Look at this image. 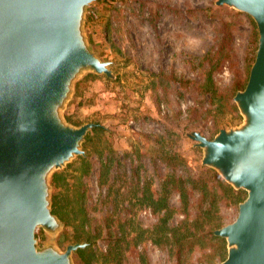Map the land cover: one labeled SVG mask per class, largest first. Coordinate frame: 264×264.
<instances>
[{
  "label": "rangeland",
  "instance_id": "obj_1",
  "mask_svg": "<svg viewBox=\"0 0 264 264\" xmlns=\"http://www.w3.org/2000/svg\"><path fill=\"white\" fill-rule=\"evenodd\" d=\"M252 21L233 9L217 7L214 0H96L89 7V43L98 57L112 62L115 79L84 75L65 116L75 126L97 123L108 129V134L94 142L99 148L110 144L115 158L108 186L98 184L100 165L95 156L96 165L83 181L92 233L97 236L90 253L93 264H176L171 244L158 246L144 238L134 245L137 232L152 229L157 217L137 204L133 211L129 207L132 179L120 197L112 192L106 200L108 189L114 186L117 191L123 175L130 177L136 165H142V183L147 175L156 185L160 177L172 173L171 165L176 162L169 161L172 153L185 161L178 174L199 175L203 153L188 135L200 132L212 140L221 129L243 122L234 108V97L248 82L258 48V31ZM70 165L62 171L68 179L66 193L80 175L79 158ZM241 192L244 200L247 194ZM122 201L126 202L118 203ZM192 203V217L204 220V226L209 221L225 226L238 215L239 204H219L207 220L199 210V197ZM170 204L180 207L179 195L173 194ZM119 215L132 219L128 225L132 233L119 244L122 251H117L121 261L112 252L116 236L103 231L105 217ZM184 219L177 213L171 224ZM63 231L55 241L64 250L73 243L63 237ZM68 233H73L71 228ZM37 237L41 246L51 240L42 230ZM204 244L192 252L185 248L184 263L219 264L226 259L227 245ZM74 259L82 264L78 254Z\"/></svg>",
  "mask_w": 264,
  "mask_h": 264
},
{
  "label": "water",
  "instance_id": "obj_2",
  "mask_svg": "<svg viewBox=\"0 0 264 264\" xmlns=\"http://www.w3.org/2000/svg\"><path fill=\"white\" fill-rule=\"evenodd\" d=\"M249 16L258 48L248 82L234 103L243 119L209 140L188 137L202 166L247 196L235 221L214 231L227 257L219 264H264V0H214ZM96 0H0V264H76L87 242L61 249L64 225L53 213L52 177L87 157L97 123L75 126L65 113L77 83L94 73L114 80L111 61L95 53L86 33ZM42 230L51 239L41 246Z\"/></svg>",
  "mask_w": 264,
  "mask_h": 264
},
{
  "label": "trees",
  "instance_id": "obj_3",
  "mask_svg": "<svg viewBox=\"0 0 264 264\" xmlns=\"http://www.w3.org/2000/svg\"><path fill=\"white\" fill-rule=\"evenodd\" d=\"M252 20V19H251ZM253 24H255L252 21ZM97 77L96 75H93ZM234 108L237 110L236 106ZM109 130L104 127H98L92 130L84 144V149L87 152V157L79 158L80 162V175H76V181L71 185L70 193H66L65 184L68 179L63 172H57L52 179L54 194H53V213L57 215L64 225L63 237L68 239L70 243L87 242L89 246L78 252L81 257L82 264H93V258L90 256L92 246L97 236L92 233V218L87 209V189L84 188V178L91 175L96 163L93 160L95 156L100 165L98 184L100 187L105 188L109 184L111 169L114 166L115 158L111 153L110 144L105 143L103 148H99L98 143L94 142L95 138L100 139L104 134H108ZM129 154V153H126ZM169 161H176L174 165L168 162V165L173 167V171L167 178H159L156 183L147 175L144 177L142 183L141 171L142 165H136L131 171L129 177L126 173L121 178L123 185L114 191V186L108 189V195H116L120 197L122 189L129 184V178L132 179V196L127 200L129 207L134 209L135 204L141 208L150 209L157 217V222L152 229L141 230L137 232V240L135 246L139 245L145 238L150 239L154 244L163 246L164 244H171L174 247V257L176 264L184 263V249L188 248L190 252L199 245L205 246L206 243H218L219 245H226L224 239L214 236V231L223 227L221 221H209L207 226H204V220H200L197 216L192 217L193 200L199 197V210L206 219L212 218L211 212L213 207L224 204L225 206L235 204L238 205L242 200V192L234 190L231 186L227 185L220 176L212 169L207 167H200L199 175H190L188 177L178 174L177 170L181 164H185L184 159L177 153H172ZM73 166L70 165L69 167ZM173 194L180 197V207H173L170 204V199ZM118 201L117 199H115ZM126 201L118 202L119 204ZM206 204V205H205ZM180 213L185 219L177 225H172L171 221L175 218L176 214ZM132 219L128 216L122 217L119 215L116 219L114 216L105 217V224L103 231L110 237L116 236L112 241L115 245L112 252L115 253L117 260L122 259L118 252L122 251L119 245L123 243L124 238L127 237L132 231L128 230L129 223ZM129 221V222H127ZM69 228L73 233H68ZM115 229V234H113ZM130 231V232H129ZM72 234V235H71ZM124 236V237H123ZM173 247L171 249L173 254Z\"/></svg>",
  "mask_w": 264,
  "mask_h": 264
}]
</instances>
